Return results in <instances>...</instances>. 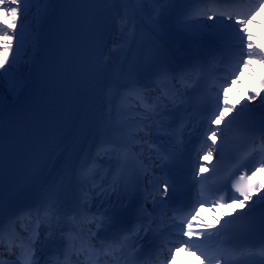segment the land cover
Wrapping results in <instances>:
<instances>
[{
	"label": "snow or ice",
	"instance_id": "snow-or-ice-1",
	"mask_svg": "<svg viewBox=\"0 0 264 264\" xmlns=\"http://www.w3.org/2000/svg\"><path fill=\"white\" fill-rule=\"evenodd\" d=\"M0 14V257L172 264L179 250L200 264H264V71L241 79L254 62L264 69V39L252 31L264 32V0H0ZM169 35L197 46L176 61L159 42ZM209 63L219 65L210 80ZM193 74L195 108L181 90ZM45 97L55 117L39 128ZM237 136L261 151L239 155ZM57 150L63 177L21 204L41 175L35 161ZM101 162L108 169L96 183ZM73 175L75 198L64 187ZM205 207L224 211L213 222ZM78 218L94 229L86 234ZM41 231L56 237L46 260Z\"/></svg>",
	"mask_w": 264,
	"mask_h": 264
},
{
	"label": "bare ground",
	"instance_id": "bare-ground-1",
	"mask_svg": "<svg viewBox=\"0 0 264 264\" xmlns=\"http://www.w3.org/2000/svg\"><path fill=\"white\" fill-rule=\"evenodd\" d=\"M0 19H5L6 20V18L3 17L2 14H0ZM255 32L257 34L258 31H255ZM261 33H263V32L261 31ZM116 35H117L116 31H115V29H113L112 30V35L109 38V43H108V50L109 51H111V49H112V40H114L116 38ZM159 42L165 48V50L169 54V56L171 58L175 59L176 61H180L182 59V56H183L184 52L190 49L188 47H182V44H184L185 46H189V45H193L195 47L197 46L194 43H189V42H186L184 40L177 39L174 35L166 36L162 40H160ZM177 49H179V51H177ZM233 102H235V98L233 99ZM96 105H97V107H99V105H100V101L99 100L96 101ZM90 141H91V138H90ZM58 164L60 166H58ZM102 164H103L102 162L100 164H98L95 167V170L97 169V167H100ZM63 167H64V161L60 162V159L58 161V159L56 157V159L52 162V164L50 165L48 170L45 172L41 182L39 183L38 191H40V186L45 181V179H47L50 182V179H51L52 175L54 176L53 179H55V178L59 179V178L63 177ZM72 177H70V178L69 177H64L66 185L69 182V179H71ZM184 263L185 264H200V258L192 256V255H189L184 260Z\"/></svg>",
	"mask_w": 264,
	"mask_h": 264
}]
</instances>
